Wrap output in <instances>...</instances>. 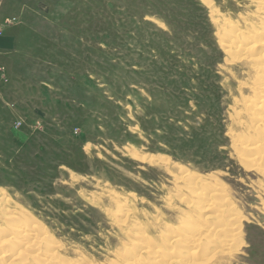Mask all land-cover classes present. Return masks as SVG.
Segmentation results:
<instances>
[{
    "label": "rangeland",
    "instance_id": "374dc122",
    "mask_svg": "<svg viewBox=\"0 0 264 264\" xmlns=\"http://www.w3.org/2000/svg\"><path fill=\"white\" fill-rule=\"evenodd\" d=\"M260 28L264 0H0V264H264Z\"/></svg>",
    "mask_w": 264,
    "mask_h": 264
},
{
    "label": "bare ground",
    "instance_id": "6f19581e",
    "mask_svg": "<svg viewBox=\"0 0 264 264\" xmlns=\"http://www.w3.org/2000/svg\"><path fill=\"white\" fill-rule=\"evenodd\" d=\"M252 2V1H251ZM263 9V8H262ZM261 9V10H262ZM228 25V24H227ZM250 27V26H249ZM254 28V27H253ZM251 29V28H250ZM234 30V29H233ZM232 30V31H233ZM235 31V30H234ZM234 31H233V33H234ZM254 32V31H253ZM256 36L253 38L252 36H250V37H244V41H246V45H247V42H249L248 43V45H247V47H244V49H243V53L245 54V55H250V54H252V56H250V57H248L249 58V60H250V62L252 61V67L254 68V70L256 71V72H258V73H260V74H258V78H257V82H258V86L256 87V90L258 89L260 92V94H261V98H258V99H256V101H255V103H254V106H253V108L254 109H256V110H262L263 112H264V99H262L263 98V95H264V52L263 51H260V49L262 48V47H264V28H260L259 30H257L255 33H254ZM238 36L239 37H241L242 36V34L240 33V32H235L234 34H232L231 35V38H229V39H234L235 41L237 40L238 41ZM243 37V36H242ZM229 43V46H230V48L232 47L231 45L233 44V41H229L228 42ZM229 46H227V47H229ZM240 51V50H239ZM254 51V52H253ZM241 52V51H240ZM255 53V54H254ZM247 108V107H246ZM246 111H247V113L246 114H248V112H250V110L249 109H246ZM253 119V123H254V125H252V126H254L255 128H257V127H259V126H261V125H263L264 126V113H263V115L262 116H257V117H253L252 118ZM262 141H264L263 139H261ZM262 141H260V142H257L258 143V145H256V147H254V148H251V149H249V150H247V147L249 146V145H247V147H245L244 149H245V151L246 152H250V154H257V152L259 153V149H260V147H262L263 146V144H264V142H262ZM263 148H264V146H263ZM251 156V155H250ZM264 157V156H263ZM255 160H257V159H255ZM264 160V159H263ZM248 162H250L249 164H255L254 163V158L253 159H251L250 161H248ZM254 166H256V164L254 165ZM253 166V167H254ZM257 167V166H256ZM263 169H264V167H263ZM264 171V170H263ZM189 177H191V176H189ZM199 183V182H198ZM197 184V183H196ZM200 185V184H199ZM198 187V186H197ZM191 188H192V186H191ZM199 188V187H198ZM212 189V188H211ZM221 189V188H220ZM215 190V189H214ZM204 191V190H203ZM218 191V190H217ZM217 191H216V193H217ZM210 192V191H209ZM223 192V191H222ZM205 193V192H204ZM197 194V193H196ZM206 194H208V193H206ZM210 194V193H209ZM214 194H215V192H214ZM214 194H212V195H214ZM192 195V194H191ZM200 195V194H199ZM205 195V194H204ZM219 195V194H218ZM201 196V195H200ZM203 196V195H202ZM206 196H208V195H206ZM209 196H211V195H209ZM212 197H214V196H212ZM205 199V198H204ZM212 199V198H211ZM206 200V199H205ZM210 200V199H209ZM207 201V200H206ZM212 202V201H211ZM214 203V202H213ZM225 203V202H224ZM199 204V203H198ZM205 204H207V203H205ZM211 204V203H210ZM199 208V207H198ZM206 208V207H205ZM208 208V207H207ZM210 208V207H209ZM200 209V208H199ZM203 211H204V207H203ZM201 212H202V210H201ZM222 212V211H221ZM199 213V212H198ZM224 213V212H223ZM189 220V219H188ZM234 220H235V218H234ZM229 221H231V220H229ZM233 221V220H232ZM187 222V221H186ZM189 222V221H188ZM230 223V222H229ZM192 224V223H191ZM224 224V223H223ZM228 224V223H227ZM235 224H236V221H235ZM234 224V226H233V224L231 225L232 226V229L234 228V231H235V229H236V231H237V234L239 233V226H237V225H235ZM28 225H30V231L33 233V235L37 238V240H38V242L39 243H43L42 242V240H44L45 238H46V233H44L43 232V230L38 226V225H32V224H28ZM27 225V226H28ZM189 225V224H188ZM187 225V226H188ZM190 226V225H189ZM223 226V225H222ZM191 227V226H190ZM226 228H227V226H225ZM224 228V227H223ZM186 230H187V228H185ZM191 230V229H190ZM204 228L203 227H199L198 229H197V231H198V233L196 234V236H194V237H191V235L190 236H188V237H190V238H187V242L189 241V240H191L192 241V244H194L193 246H195V244H196V242H199L201 239H202V237H201V235L202 236H204ZM227 230V229H226ZM35 231L37 232V234L42 238V239H40V237H38L37 235H35ZM4 233H12V234H15V232H14V229H8V230H4L3 231ZM171 232V231H170ZM218 232H220V231H218ZM172 233V232H171ZM202 233V234H201ZM223 233V232H222ZM29 233H27V235H28ZM236 234V233H235ZM2 235V232H0V236ZM215 235V234H214ZM218 235V234H217ZM224 235V234H223ZM227 235V234H226ZM239 235V234H238ZM238 235H237V237H238ZM236 236V235H235ZM29 237H30V234H29ZM28 236L26 237L27 239L29 238ZM33 237V236H32ZM172 237H174V236H172ZM172 237H169L170 238V240H173V238ZM22 238H24V240L23 241H26L27 239L23 236ZM35 238V239H36ZM174 238H177L176 236L174 237ZM170 240H166L165 242H163V243H165V246L167 247V246H170V244H171V242H170ZM175 240V239H174ZM173 240V241H174ZM223 240V239H222ZM27 241H29V240H27ZM179 241V240H178ZM185 241V240H184ZM229 241V240H228ZM236 241V240H235ZM33 243H35L34 241H32ZM32 242L31 243H28V242H26L25 244L26 245H30V244H32ZM180 242V241H179ZM186 242V241H185ZM230 242V241H229ZM190 243V242H189ZM202 243V242H201ZM36 244V243H35ZM187 244V243H186ZM186 244H184L186 247H187V245ZM203 244V243H202ZM225 244V243H224ZM231 244V243H230ZM179 245V244H178ZM190 244H188V246H189ZM219 245H221L220 243H219ZM33 246H34V244H33ZM172 246V245H171ZM177 246V245H176ZM31 247V246H30ZM55 247V246H54ZM186 247L184 248V249H186ZM196 247H199V246H196ZM222 247V246H221ZM220 247V248H221ZM226 247V246H225ZM163 248V247H162ZM193 248H195V247H193ZM192 248V249H193ZM150 249V248H149ZM149 249H146L144 252H148V251H150ZM174 249V248H173ZM183 249V250H184ZM189 249V248H188ZM191 249V248H190ZM197 249H199V248H196V250ZM227 249H229V248H227ZM137 250H138V248H137ZM135 251V252H131L130 254H131V256H134V259L133 260H135V256H137V252L138 251ZM175 250V249H174ZM178 250V249H177ZM179 251H180V249H179ZM191 251V250H190ZM160 252H161V254H160ZM166 251L165 250H163V249H156L155 251L153 250L151 253H152V255L153 256H159V257H164L162 260L164 261L165 260V256H163V254L165 253ZM171 253H172V251H170ZM213 252V251H212ZM194 253V252H193ZM210 254H211V252H209ZM3 254H5V253H2L1 252V249H0V255L2 256ZM173 254V253H172ZM179 254V253H178ZM206 254H208L207 252H206ZM213 254V253H212ZM19 255H21L20 253H19ZM151 255V254H150ZM165 255V254H164ZM169 255H171L170 253H169ZM193 255V254H192ZM51 256V255H50ZM130 256V257H131ZM172 256V255H171ZM166 257V259L167 258H174V257H176L175 256V254H173V256L172 257ZM195 256V255H194ZM52 257V256H51ZM128 257V256H127ZM161 257V258H162ZM179 257H180V255H179ZM137 258V257H136ZM139 258V257H138ZM154 258V257H153ZM209 258V257H208ZM212 258H213V255H212ZM181 259H182V257H181ZM180 259V260H181ZM185 259V258H184ZM187 259V258H186ZM132 260V259H131ZM139 260V259H138ZM151 260V259H150ZM155 260H156V258H155ZM168 260V259H167ZM173 260V259H172ZM46 261V260H45ZM137 261V260H136ZM160 261V260H159ZM185 261V260H184ZM210 261V260H209ZM83 262L84 263H86V262H88V260L87 259H83ZM134 262V261H133ZM138 262V264H142V263H140L139 261H137ZM156 262V261H155ZM158 262V261H157ZM166 262V261H165ZM168 262H170V261H168ZM174 262V261H173ZM172 262V263H173ZM127 264H129V263H127ZM130 264H137V263H130ZM164 264V263H163ZM170 264H171V262H170ZM181 264V263H180Z\"/></svg>",
    "mask_w": 264,
    "mask_h": 264
}]
</instances>
